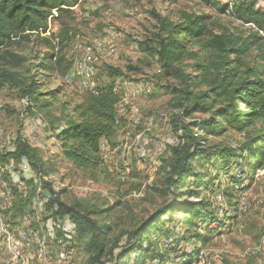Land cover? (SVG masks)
<instances>
[{
  "label": "rangeland",
  "instance_id": "374dc122",
  "mask_svg": "<svg viewBox=\"0 0 264 264\" xmlns=\"http://www.w3.org/2000/svg\"><path fill=\"white\" fill-rule=\"evenodd\" d=\"M217 1L230 6L246 0ZM254 3L264 7V0ZM180 11L207 13L238 33L252 29L197 0H77L61 11L53 9L39 34L13 44L39 79L44 101L34 105L17 90L0 88V264H86L89 252L75 225L46 209L43 180L63 202L85 200L104 208L96 218L109 227L106 241L117 237L128 249L125 234L165 200L160 188L177 136L169 86L175 81L160 73L144 42L157 30L154 12L175 21ZM243 61L240 70L248 66L264 77V46H253ZM42 62L47 69H39ZM110 67L120 69V75H108ZM107 88L121 97L117 130L99 141V167L82 168L65 158L57 135L87 93ZM208 115L194 113L184 120ZM223 126L219 135H200L205 147L213 146L205 153L212 157L193 162L198 177L191 176L179 196L183 211L173 209L150 222L142 251L124 258L104 251L100 264H264V158L251 169L242 147L247 134H261L260 123L242 131ZM17 134L37 148L42 171L32 170L25 158L5 156ZM257 146L264 150V135ZM216 149L231 154L227 163L220 154L213 157Z\"/></svg>",
  "mask_w": 264,
  "mask_h": 264
},
{
  "label": "trees",
  "instance_id": "16d2710c",
  "mask_svg": "<svg viewBox=\"0 0 264 264\" xmlns=\"http://www.w3.org/2000/svg\"><path fill=\"white\" fill-rule=\"evenodd\" d=\"M197 1L217 13H228L241 23L252 22L257 29L264 31V7L256 8L255 0L236 1L230 6L217 0ZM76 2L0 0V88L15 89L30 103L43 105L41 97L44 93L40 91L39 79L26 67L27 57L12 46L18 38L31 33L39 34L53 9L61 11ZM153 15L157 30L150 42H144L147 43L144 50L156 58L160 73L175 81L169 86L173 95L171 106L177 110L173 117L177 136L169 147L167 171L160 188V196L165 200L135 229L125 234L126 241H131L128 249L119 243L117 237L106 241L109 227L96 218L106 211L104 208L85 200L63 202L51 184L43 180V189L49 194L46 209L54 218L65 217L75 225L77 238L84 241L89 252L86 264H100L98 259L104 251L109 257L114 255L116 258H124L132 251H142L146 233L153 222L173 209L183 211L185 203L179 200V196L186 191L188 179L198 177L193 162L212 157L205 153L213 146H204L201 133L219 135L224 130L223 125L242 131L258 121L261 134H247L242 147L249 156L250 160L246 163L249 168H258L264 158V150L257 146L264 135V130H261L264 129V77L248 66L240 70L244 65L243 57L251 48L264 46L257 30L251 29L247 33L232 31L211 20L207 13L180 11L175 21L155 12ZM187 60L193 62L190 64L192 71L186 69L191 62ZM45 65L42 62L39 69H47ZM120 72V69L110 67L107 73L114 76L120 75ZM120 100V95L111 88L89 92L73 107L72 113L65 116L66 122L57 137L67 160L86 169L99 167V141L110 139L116 133ZM194 113L209 115L193 121L184 120ZM216 150L213 157L220 154L227 163L231 154L223 149ZM37 151L17 134L14 149L7 151L5 156L25 158L32 170L40 172L42 158ZM117 248L119 251L114 254ZM150 258L158 259L160 263L159 257L153 255ZM116 263L120 264V261Z\"/></svg>",
  "mask_w": 264,
  "mask_h": 264
},
{
  "label": "built area",
  "instance_id": "2783aa9c",
  "mask_svg": "<svg viewBox=\"0 0 264 264\" xmlns=\"http://www.w3.org/2000/svg\"><path fill=\"white\" fill-rule=\"evenodd\" d=\"M248 25H249L250 28L252 27V29L257 30V32H258L261 36L264 37V31H263V30L257 29V28L255 27V25H254L252 22H246V26H248Z\"/></svg>",
  "mask_w": 264,
  "mask_h": 264
}]
</instances>
